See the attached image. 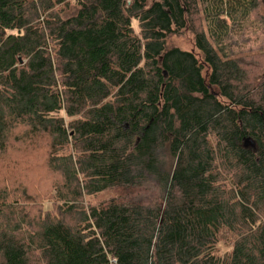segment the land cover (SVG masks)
Instances as JSON below:
<instances>
[{"label": "trees", "instance_id": "obj_1", "mask_svg": "<svg viewBox=\"0 0 264 264\" xmlns=\"http://www.w3.org/2000/svg\"><path fill=\"white\" fill-rule=\"evenodd\" d=\"M211 1L0 0V264H264V50L227 35L262 5L218 0L219 46ZM27 149L53 216L1 174Z\"/></svg>", "mask_w": 264, "mask_h": 264}, {"label": "rangeland", "instance_id": "obj_2", "mask_svg": "<svg viewBox=\"0 0 264 264\" xmlns=\"http://www.w3.org/2000/svg\"><path fill=\"white\" fill-rule=\"evenodd\" d=\"M212 0L206 4V13L209 17H207V25L209 29L210 37H214V27L212 25V19L215 18L214 15L217 12V9L220 8V2L217 3ZM235 5V9L238 13L247 9V4L249 0H231ZM243 2V7L239 6V4ZM261 1V15L264 17V0ZM224 7V6H223ZM227 9H230L227 6ZM76 11L75 7H72V10L69 14H74ZM226 21V24L231 27V21H228L225 17H220ZM240 26L238 28L233 29L230 32H227L229 38L233 41H236L238 44V48L242 51H246L251 49L255 51L256 49L264 50V34L263 28L261 25L254 23L252 16L248 14L247 17L239 20ZM232 28V27H231ZM230 28V29H231ZM225 33H222L220 37L214 38L219 46L228 44L229 40L221 39ZM213 35V36H212ZM212 38V40H214ZM168 47L178 48L183 51L193 52L196 55H199L194 47V37L193 34L189 31H184L182 34L178 36H173L168 39L167 42ZM205 74V72H204ZM41 153H37L32 150H24L21 153L20 161L21 164H17L15 167L14 165L6 169L5 171H1L3 178L6 179V182L9 186V190L25 193L22 198H20L19 203L23 207H27L31 209V216L34 215H41L44 217L45 215H52L55 214L57 207L60 205L59 201L55 198L56 189L55 183L56 177L53 176L44 166L43 155ZM13 188H12V185ZM112 197V193L106 192L101 194L93 199H91L92 205L100 204ZM19 204V205H20ZM31 206V207H29ZM38 211L37 213H33V211ZM41 212V214H39ZM228 250L227 247L224 245H220L218 248V254L222 255Z\"/></svg>", "mask_w": 264, "mask_h": 264}]
</instances>
